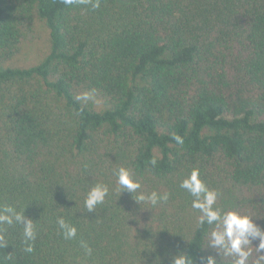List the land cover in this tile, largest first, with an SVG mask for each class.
Masks as SVG:
<instances>
[{
	"label": "trees",
	"instance_id": "16d2710c",
	"mask_svg": "<svg viewBox=\"0 0 264 264\" xmlns=\"http://www.w3.org/2000/svg\"><path fill=\"white\" fill-rule=\"evenodd\" d=\"M94 2L0 0V207L25 209L37 233L27 253L22 227L6 226L0 264L219 259L207 247L214 226L199 225L179 185L199 169L221 193L214 207L264 229V0ZM38 21L48 52L9 65L38 38ZM84 92L86 103L76 99ZM121 167L137 192L119 194ZM97 184L109 193L87 212ZM153 191L168 201L135 200ZM59 217L76 227L74 239H64ZM233 259L221 254L223 264Z\"/></svg>",
	"mask_w": 264,
	"mask_h": 264
},
{
	"label": "clouds",
	"instance_id": "9594fccd",
	"mask_svg": "<svg viewBox=\"0 0 264 264\" xmlns=\"http://www.w3.org/2000/svg\"><path fill=\"white\" fill-rule=\"evenodd\" d=\"M76 0H64L65 4H73ZM91 2V0H87ZM99 0L92 3V8H99ZM78 101L87 102L92 99V93L84 92L77 95ZM178 144H183V139L180 136H174ZM155 164V160L152 161ZM115 175L117 176V183L119 185V194L127 190L132 194L141 188L138 180L132 173L124 168H119ZM180 188L185 190L191 197V207L200 212L198 223L203 226L205 223L214 226L210 233H208V246L219 255V259L215 256L209 255L200 258V264H223L221 254L224 257L234 258L232 264H247L249 257L252 255V242L258 240V246L254 247L258 253L256 264L264 261V229H261L253 221V217L248 214H241L235 209L223 211L220 208L214 207L218 197L221 195L217 190H211L207 187L201 179L199 169H193L180 183ZM109 193V187L104 184H97L92 187L85 198L84 205L87 212H93L96 206L102 204L105 197ZM169 194H159L155 191L143 194L141 193L137 199V203L147 202L152 206L160 202H167ZM25 209L17 211L11 205L0 207V248L7 246L5 242L6 226L20 225L22 227L23 241L25 244L24 251L31 253L34 251L33 244L37 238L34 223L31 219H27L24 215ZM57 225L61 231L64 239L72 240L77 235L75 226L66 222L63 217L57 219ZM251 246V247H250ZM81 247L84 248L86 255L92 254V248L81 241ZM156 264H160L157 259ZM171 264H194L193 259L185 253H180L172 257Z\"/></svg>",
	"mask_w": 264,
	"mask_h": 264
},
{
	"label": "rangeland",
	"instance_id": "374dc122",
	"mask_svg": "<svg viewBox=\"0 0 264 264\" xmlns=\"http://www.w3.org/2000/svg\"><path fill=\"white\" fill-rule=\"evenodd\" d=\"M38 38L23 45L21 52L8 64L13 66H29L39 61L49 50L48 32L45 25L38 21L36 24Z\"/></svg>",
	"mask_w": 264,
	"mask_h": 264
}]
</instances>
